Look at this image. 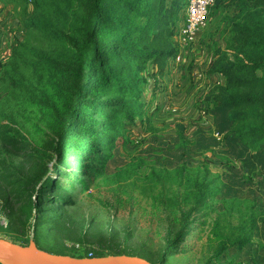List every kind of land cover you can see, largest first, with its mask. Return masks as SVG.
<instances>
[{"label":"trees","instance_id":"1","mask_svg":"<svg viewBox=\"0 0 264 264\" xmlns=\"http://www.w3.org/2000/svg\"><path fill=\"white\" fill-rule=\"evenodd\" d=\"M1 1L13 6L17 30L23 37L15 36L9 55L0 59V196L10 197L14 203L0 230L12 242L26 246L32 229V240L40 249V228L58 222L52 204H66L59 193H44L51 182L48 163L55 155L52 168L57 169V189H61L58 178L63 173H102L119 145V135L123 136L121 144L136 147L122 131L125 123L139 116L148 134L140 144L143 155L130 166L116 167L112 175L117 181H145L152 174L155 182L171 173L173 179L177 177L183 187L182 199L189 206L180 211V228L168 244L177 246L190 225L198 222L191 214L206 206L211 193L207 164L192 166L186 161L189 147H195L196 154L204 143L200 146L197 139L189 140L180 124L173 135H161L160 129L142 118V94L151 81V90H162L167 64L178 53L173 38L188 0ZM219 2L221 6H217ZM212 6L221 11L232 7L235 12L225 13L221 19L218 38L222 46L212 41L208 71L223 82L205 91L198 108L211 114L215 127L224 133L220 150L222 144L231 151L242 147L264 160V0H214L208 17ZM24 121L44 134L41 143L30 140L20 128ZM208 139L209 146L205 145L210 150L217 142ZM153 141L160 151L174 150L184 161L172 171L166 167L155 170L156 161L164 159L156 158ZM148 147L151 155L144 153ZM226 148L222 154H231ZM14 157L22 162L14 163ZM61 164L70 171L61 170ZM43 199L51 206L41 207ZM248 241L242 237L233 243L242 247ZM58 247L42 249L65 255ZM225 248L221 246L216 254ZM167 252L163 251L160 261ZM96 256L100 255L91 257Z\"/></svg>","mask_w":264,"mask_h":264},{"label":"rangeland","instance_id":"2","mask_svg":"<svg viewBox=\"0 0 264 264\" xmlns=\"http://www.w3.org/2000/svg\"><path fill=\"white\" fill-rule=\"evenodd\" d=\"M213 6L209 20L197 33L196 43L190 48L195 62L201 65L206 63L213 53L212 41H217L218 46H222L218 36L223 27V14L235 12L232 7L221 11L220 7ZM217 6H221V3ZM21 36L23 37L22 32ZM173 40L176 42L175 38ZM6 50L10 52V49ZM150 87L152 81L145 85L142 94V118L160 129L159 133L163 136L173 135L176 126L180 124L189 140L197 139L200 146L204 143V147L196 154L195 147L190 146L187 151L189 157L186 158L192 166L200 162L206 163L208 172L210 171L207 176L212 181L206 206L191 214L198 222L190 225L189 231L183 234L177 246L168 247L180 228V211L189 208L182 199L183 187L179 185L177 177L176 180L173 179L171 173L161 181L155 182L156 176L152 174L147 177L149 180L145 181L134 178L117 181L112 175L116 167L130 166L136 157L143 155L144 146L140 144L148 134L139 116H136L133 122L124 124L122 131L125 137L135 142L136 147L130 143L121 144L123 136L119 135V145L105 162L102 173H94L91 170L85 176H66L63 173L58 178L61 189H57L54 188L58 177L57 169L52 168L56 161L55 155L48 163L51 182L49 188L44 189V193H59L65 197L66 204L51 203L55 207L54 215L58 217V222L52 224L48 221V224L40 228V249L57 248L60 244L61 247L58 248L65 255H133L154 264H264V160L256 152L242 147L231 151L222 144L223 148L220 150L224 133L216 127L201 124V120L207 119H198L194 113L185 117L187 115L180 111L183 106L179 107L171 102L174 93H177L172 89L173 86L170 90L168 84L160 86L166 87L164 91L160 88L154 91ZM196 103L199 102H195L193 107L199 112L202 108L199 109ZM191 107L192 105L189 106ZM9 108H14V105ZM103 110L101 107V112ZM16 116L18 120L23 121L21 117ZM93 117L103 121L100 115ZM29 124L24 121L20 128L30 140L41 143L45 139L44 134ZM215 133L219 134V139ZM101 135L102 133H98L99 137ZM209 137L217 142L210 150L205 145ZM153 145H157V142L153 141ZM155 147L156 158L164 159L156 161L155 170L166 167L168 171H172L184 161L181 154L177 155L174 150L160 151L158 146ZM224 148L231 154H222ZM144 153L151 155L150 147L146 148ZM13 159L17 164L22 162L19 157ZM90 163L95 164L93 160ZM60 168L65 172L70 171L65 164H61ZM243 171H246L244 176ZM162 172L167 175L163 170ZM51 204H47L44 199L40 202L41 207ZM9 206H14L12 198L0 196L2 227L8 222ZM47 212V215L51 213L49 210ZM27 235L32 239V229ZM0 237L11 241L1 230ZM242 237L249 239L242 247L233 243ZM221 246L226 248L221 254H216ZM164 250L168 252L164 260L160 261Z\"/></svg>","mask_w":264,"mask_h":264},{"label":"crops","instance_id":"3","mask_svg":"<svg viewBox=\"0 0 264 264\" xmlns=\"http://www.w3.org/2000/svg\"><path fill=\"white\" fill-rule=\"evenodd\" d=\"M18 25L19 22L14 14L13 6L0 0V59L8 56L9 53L6 49H9V45L15 36H20V31L17 30ZM196 37L194 43H196ZM174 44L178 48L179 55L177 58H171L167 64V69L161 79V86L168 84V90L173 86L172 89L177 91V93H174L173 98L170 96L172 98L171 102L179 107L183 106L180 111L187 115L185 117H190V114L194 113L200 118L207 119V121L205 119L204 121L201 120V124L215 127L214 118L210 114H206L203 110L197 112L195 107H193L195 102H199L197 101L198 99L201 100L204 97L205 91L211 85L223 82L220 76L213 75L208 71L212 54L206 63L204 62L203 65L197 64L194 60V55L190 52L192 49L184 48L176 42ZM188 52L190 53L188 54ZM162 89L164 91L166 87ZM190 105H192L191 108H189Z\"/></svg>","mask_w":264,"mask_h":264},{"label":"water","instance_id":"4","mask_svg":"<svg viewBox=\"0 0 264 264\" xmlns=\"http://www.w3.org/2000/svg\"><path fill=\"white\" fill-rule=\"evenodd\" d=\"M0 264H154L133 255L72 257L37 248L32 239L22 246L0 237Z\"/></svg>","mask_w":264,"mask_h":264},{"label":"built area","instance_id":"5","mask_svg":"<svg viewBox=\"0 0 264 264\" xmlns=\"http://www.w3.org/2000/svg\"><path fill=\"white\" fill-rule=\"evenodd\" d=\"M213 2L214 0H188L184 18L176 26L174 38L177 44L187 49L192 47L197 33L206 25L208 9ZM214 135L219 139V134ZM91 256L88 254L87 257Z\"/></svg>","mask_w":264,"mask_h":264}]
</instances>
